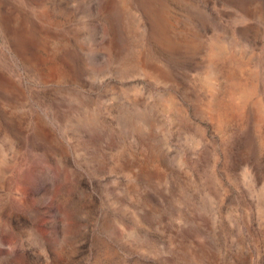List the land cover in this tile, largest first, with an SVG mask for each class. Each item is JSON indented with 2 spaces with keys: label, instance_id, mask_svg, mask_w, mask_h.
Wrapping results in <instances>:
<instances>
[{
  "label": "rangeland",
  "instance_id": "rangeland-1",
  "mask_svg": "<svg viewBox=\"0 0 264 264\" xmlns=\"http://www.w3.org/2000/svg\"><path fill=\"white\" fill-rule=\"evenodd\" d=\"M0 264H264V0H0Z\"/></svg>",
  "mask_w": 264,
  "mask_h": 264
}]
</instances>
